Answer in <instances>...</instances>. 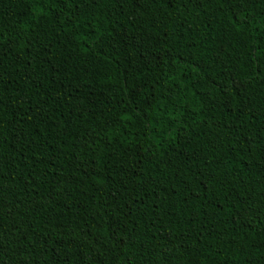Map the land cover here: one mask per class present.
<instances>
[{
    "label": "trees",
    "instance_id": "1",
    "mask_svg": "<svg viewBox=\"0 0 264 264\" xmlns=\"http://www.w3.org/2000/svg\"><path fill=\"white\" fill-rule=\"evenodd\" d=\"M0 264H264V0H0Z\"/></svg>",
    "mask_w": 264,
    "mask_h": 264
}]
</instances>
